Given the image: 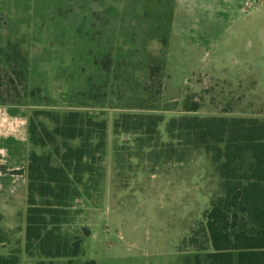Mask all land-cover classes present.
<instances>
[{"label":"rangeland","instance_id":"rangeland-1","mask_svg":"<svg viewBox=\"0 0 264 264\" xmlns=\"http://www.w3.org/2000/svg\"><path fill=\"white\" fill-rule=\"evenodd\" d=\"M253 4L0 0L3 93L14 87L1 50L12 40L29 58L28 83L24 88L17 81L21 103L0 107L21 108L49 130L55 128L52 119L35 111H78L107 123L103 180L97 190H88L73 203L72 218L63 228L70 236L89 230L84 255H29L28 204L21 199L18 209L6 216V244L0 253L17 254L21 264H195L198 252L189 241L200 231L211 203L222 195V181L210 157L201 150H184L172 141L167 126L186 115L264 120V0ZM103 55L113 59L104 103L80 105L77 99L88 89V79L106 77L90 63ZM41 86L51 105L27 96ZM187 98L201 104L198 112L185 111ZM146 114L164 118L156 136L116 131L125 115ZM52 149L30 145L39 155Z\"/></svg>","mask_w":264,"mask_h":264},{"label":"trees","instance_id":"trees-1","mask_svg":"<svg viewBox=\"0 0 264 264\" xmlns=\"http://www.w3.org/2000/svg\"><path fill=\"white\" fill-rule=\"evenodd\" d=\"M1 51L14 90L9 88L5 94L0 89V106L20 104L22 94L17 81L24 88L28 83V55L20 43L12 40ZM90 63L106 77L88 79V89L82 92V99H77L83 106L104 103L113 59L103 55ZM27 96L39 104L53 102L42 86L33 87ZM200 108L201 104L191 98L185 101L188 113ZM35 115L51 118L55 128L49 130L29 119V144L34 148L52 146V153L39 155L30 151L26 169L13 173L27 176L26 252L46 259L79 258L84 255V239L90 236L89 230L70 236L63 228L70 223L73 203L88 190H97L103 180L107 123L78 111L65 115L35 111ZM163 122V116L156 114L125 115L116 123V131L152 138ZM167 132L184 150L204 151L222 181V195L211 203L200 231L189 241L198 252L195 264H264V120L186 115L172 119ZM77 141L80 144L73 146ZM168 146L174 150L172 144ZM2 220L0 213V247L6 243ZM0 264L21 263L19 256L13 254L0 255Z\"/></svg>","mask_w":264,"mask_h":264},{"label":"crops","instance_id":"crops-1","mask_svg":"<svg viewBox=\"0 0 264 264\" xmlns=\"http://www.w3.org/2000/svg\"><path fill=\"white\" fill-rule=\"evenodd\" d=\"M248 1L250 2V0ZM167 44L168 41L165 45ZM28 123V114L21 108L0 107V213L3 215L2 230L8 221L6 216L18 209V200H22L21 204L27 201V176L26 174L15 175L13 173L25 170L28 164L30 152ZM0 255L7 257L13 254L0 253Z\"/></svg>","mask_w":264,"mask_h":264},{"label":"built area","instance_id":"built-area-1","mask_svg":"<svg viewBox=\"0 0 264 264\" xmlns=\"http://www.w3.org/2000/svg\"><path fill=\"white\" fill-rule=\"evenodd\" d=\"M262 0H250L251 5H254L253 3L257 4L260 3Z\"/></svg>","mask_w":264,"mask_h":264}]
</instances>
